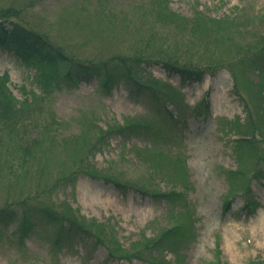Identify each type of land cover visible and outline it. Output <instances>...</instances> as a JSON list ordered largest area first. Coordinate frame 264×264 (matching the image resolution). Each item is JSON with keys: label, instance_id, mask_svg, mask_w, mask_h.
I'll return each mask as SVG.
<instances>
[{"label": "rangeland", "instance_id": "374dc122", "mask_svg": "<svg viewBox=\"0 0 264 264\" xmlns=\"http://www.w3.org/2000/svg\"><path fill=\"white\" fill-rule=\"evenodd\" d=\"M0 16L135 78L101 94L92 76L32 117L30 161L0 162V207L25 210L0 225V264H264V0H0ZM8 57L0 81L20 97L26 73ZM176 67L201 80L181 84ZM153 92L178 125L155 116ZM71 220L86 233L52 245ZM175 225L176 246L156 242Z\"/></svg>", "mask_w": 264, "mask_h": 264}, {"label": "trees", "instance_id": "16d2710c", "mask_svg": "<svg viewBox=\"0 0 264 264\" xmlns=\"http://www.w3.org/2000/svg\"><path fill=\"white\" fill-rule=\"evenodd\" d=\"M0 50L7 53L9 62L14 63L25 71L24 73L26 74L24 75H26L27 80V86L23 85L21 87L20 97L13 93L4 79L5 82L0 81V162L6 160L5 156L12 149L16 150L18 155L20 154L19 158L23 163L30 161L29 157L32 154L33 147L39 142L38 135L31 136V130L35 123L32 122V117L35 115L38 119V116L43 112H48L47 99L51 92H62L64 88H76L83 80L92 76L98 79L97 88L101 94L110 92L112 85L118 77L120 79V76H125L131 83L135 82V78L132 77L133 72L128 66L122 65L123 69L120 73V71H116L113 68H106L101 65L92 64L87 66L73 63L62 54L59 48L53 46L48 40L15 22L6 23L5 21H0ZM166 69L170 70L169 67H166ZM173 70L180 76L181 84L201 80L199 72L194 68L176 67ZM132 87L136 90L149 89L144 84H135ZM130 90L134 91L133 88H130ZM153 91L157 90L153 89ZM153 93L152 97L155 103H158L154 111L155 116H159L158 119L164 122L166 126L178 125V122L174 121L168 110L160 108V97L156 95L158 93ZM203 107L205 110L208 108L205 103H203ZM26 122H30L28 126H25ZM132 127L134 129L136 126L132 125ZM145 128H148V126H145ZM236 144H238V150L246 148L245 146L248 145L251 147L253 138L239 139ZM106 181L111 183L109 178H106ZM114 185L120 189L131 186L115 180ZM164 196L179 197L178 193L174 191L166 192ZM254 206L255 203L253 202L246 203L247 208L252 209ZM17 210L18 208L14 205L0 207V225L5 221L11 220V218L16 219L18 222L25 210L21 209V212L18 213ZM43 213L48 218H54L52 214L50 216V213L44 210ZM20 214L21 217H19ZM25 224L27 228L31 226L30 222L26 221ZM58 227L57 233L54 234L52 245L59 248L67 244L69 237H82L86 233L82 228L78 229L80 227L74 220L68 221L66 225L60 223ZM180 230H183L181 225L168 228L160 233L156 242L166 240L168 246L174 247L178 244L175 238L184 236ZM22 231L18 235L19 240L27 230L24 229ZM70 241L73 240L70 239ZM160 260L164 262L163 259Z\"/></svg>", "mask_w": 264, "mask_h": 264}]
</instances>
